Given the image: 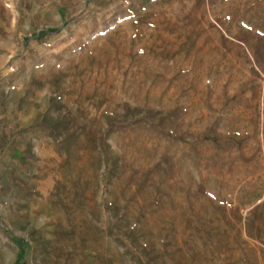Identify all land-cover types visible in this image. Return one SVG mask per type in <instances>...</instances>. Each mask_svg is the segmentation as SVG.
I'll return each mask as SVG.
<instances>
[{
  "label": "rangeland",
  "instance_id": "obj_1",
  "mask_svg": "<svg viewBox=\"0 0 264 264\" xmlns=\"http://www.w3.org/2000/svg\"><path fill=\"white\" fill-rule=\"evenodd\" d=\"M17 241L264 264V0H0V264Z\"/></svg>",
  "mask_w": 264,
  "mask_h": 264
},
{
  "label": "crops",
  "instance_id": "obj_2",
  "mask_svg": "<svg viewBox=\"0 0 264 264\" xmlns=\"http://www.w3.org/2000/svg\"><path fill=\"white\" fill-rule=\"evenodd\" d=\"M257 248H256V250L258 251V253H263V248H258V246H256ZM239 252H241V251H239ZM242 257V256H241ZM240 263L241 264H243L244 262H245V259L243 258V260L240 258ZM223 264H229V260H224V263ZM258 264H263V262H262V259H261V257H260V261L258 262Z\"/></svg>",
  "mask_w": 264,
  "mask_h": 264
},
{
  "label": "trees",
  "instance_id": "obj_3",
  "mask_svg": "<svg viewBox=\"0 0 264 264\" xmlns=\"http://www.w3.org/2000/svg\"><path fill=\"white\" fill-rule=\"evenodd\" d=\"M16 243H18V244L20 245V242L17 241ZM20 247H21L20 260H19L16 264H23L24 261H25V256H26V254H25V250H24V248H22L21 245H20ZM22 261H23V262H22Z\"/></svg>",
  "mask_w": 264,
  "mask_h": 264
}]
</instances>
